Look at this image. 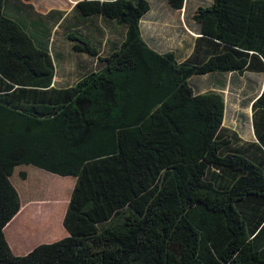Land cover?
Listing matches in <instances>:
<instances>
[{
    "label": "trees",
    "instance_id": "obj_1",
    "mask_svg": "<svg viewBox=\"0 0 264 264\" xmlns=\"http://www.w3.org/2000/svg\"><path fill=\"white\" fill-rule=\"evenodd\" d=\"M30 1L0 0V108L14 125L0 128V264H264V82L252 142L224 127L222 93L228 78L264 80V0H83L67 16ZM153 12L155 26L175 14L194 28L191 54L144 38ZM59 30L73 84L56 81ZM18 167L74 181L66 236L25 255L7 235Z\"/></svg>",
    "mask_w": 264,
    "mask_h": 264
},
{
    "label": "rangeland",
    "instance_id": "obj_2",
    "mask_svg": "<svg viewBox=\"0 0 264 264\" xmlns=\"http://www.w3.org/2000/svg\"><path fill=\"white\" fill-rule=\"evenodd\" d=\"M34 1L35 5H37L36 8L42 11L52 7H68L64 0ZM36 1L38 2L36 3ZM205 1L210 5L213 3V0ZM150 2L153 5L155 4L154 0H150ZM153 14L154 12L144 21V38L147 41H152L150 42L152 46L157 47L155 49L161 53L172 51L183 59L191 54L194 46L193 38L197 36L193 32L194 28L186 24L184 17L180 18L175 14H167L165 16L166 20L158 22L155 26L153 25V20H151ZM52 34L55 41L52 54L55 57L58 83L64 85L67 80H64L63 73H66L67 79L70 78L68 73L74 70L73 68L76 66L78 59L65 65L66 72H62L64 64L62 58L67 59V54L63 50L65 48L67 53L72 51L70 45L63 43L64 31L59 30L56 33L57 35ZM107 50H109L108 46H103L100 49L102 56H106ZM81 59L84 64L88 63L87 69L89 72L97 69V60L86 56L81 57ZM77 65L79 66V64ZM76 78V76L71 77L69 82L75 83ZM231 80L232 78H228L230 87L225 92H222L227 104L223 125L229 132H236L242 142H252L255 140V133L251 105L252 100L260 94V85L264 80L260 76H250V74L242 76L239 80L240 83L235 82V84L231 85ZM212 82H214V79L211 77L194 80V84L198 88L201 87L202 91L215 90L218 92L219 89L214 87ZM11 116L12 114H4L0 108V128L13 131L14 127L12 126L14 125L8 123V121L11 122ZM16 120H19V118ZM8 173L19 189L23 202L22 211L9 224L7 229V235L14 252L18 255H25L38 245L64 238L66 232L63 227V218L74 186L73 179L48 178L42 172L26 167L10 169Z\"/></svg>",
    "mask_w": 264,
    "mask_h": 264
},
{
    "label": "crops",
    "instance_id": "obj_3",
    "mask_svg": "<svg viewBox=\"0 0 264 264\" xmlns=\"http://www.w3.org/2000/svg\"><path fill=\"white\" fill-rule=\"evenodd\" d=\"M67 4H68V7H52V8H50V9H48V10H45V11H42V10H39V9H37L36 8V6L37 5H35V1L33 0V1H30L29 3L30 4H32L34 7H35V9L38 11V12H41V13H44V14H46V13H48V12H50V11H52V10H60V11H64L65 13H66V16L74 9V7L76 6V4L77 3H79L80 1H83V0H76L75 2H74V0H73V2H72V0H64ZM38 1H36V3H37ZM73 3V4H72ZM48 4V3H47ZM65 16V17H66ZM146 21V20H145ZM144 22L142 23V31H143V27H144ZM154 25V24H153ZM151 31H152V29H151ZM153 31H155L154 29H153ZM143 36H144V31H143ZM83 64H81L79 67H80V70H81V72L83 73L84 72V69H83V66H82ZM73 74L72 73H69V76H72ZM56 81H57V83L59 82V79L58 78H56Z\"/></svg>",
    "mask_w": 264,
    "mask_h": 264
}]
</instances>
